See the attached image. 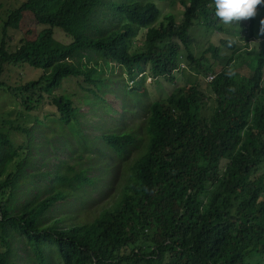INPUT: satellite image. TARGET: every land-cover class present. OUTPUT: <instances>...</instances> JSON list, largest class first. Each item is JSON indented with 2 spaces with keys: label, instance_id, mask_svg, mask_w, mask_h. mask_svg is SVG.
I'll return each mask as SVG.
<instances>
[{
  "label": "trees",
  "instance_id": "1",
  "mask_svg": "<svg viewBox=\"0 0 264 264\" xmlns=\"http://www.w3.org/2000/svg\"><path fill=\"white\" fill-rule=\"evenodd\" d=\"M179 2L181 19L175 21L168 12L156 26L150 24L159 9L151 0H22L8 10L2 33L17 26L24 10L45 25L12 50L0 40V74L6 62L41 69L19 84L0 80V88L17 96L25 109L36 107L42 94L66 76H81L97 96L96 89L107 90L115 79L103 73L109 60L133 82L125 85L124 76L116 74L124 98L130 93L139 98L144 89L134 92L132 86L142 87L143 63L149 64L150 75L171 81L179 42L191 69L212 77L203 85L197 80L176 85L163 99L150 101L135 130L100 134L114 151L136 143L139 150L120 191L84 221L64 223L62 214L48 215L51 203L64 199L68 188L86 184L89 175L83 170L55 173L44 195L33 194L14 205L22 164L17 162L15 171L8 168L19 146L0 129V188L8 190L0 199V264H19L9 245L14 235L30 246L36 264H48L44 249L50 245L62 264H264V57L257 55L245 78L237 73L229 78L225 73L233 54L223 58L218 70L203 60L206 52L216 54L217 46L193 56L186 40L193 19L201 17L205 25L216 27L219 20L213 0ZM252 23L249 19L248 27ZM140 26H146L145 48L130 52ZM52 27L67 33L70 41L55 39ZM221 41L234 48L232 41ZM206 84L214 94L207 118L198 115ZM52 100L62 120L78 124V106L67 94ZM137 131L147 137L144 143Z\"/></svg>",
  "mask_w": 264,
  "mask_h": 264
},
{
  "label": "rangeland",
  "instance_id": "2",
  "mask_svg": "<svg viewBox=\"0 0 264 264\" xmlns=\"http://www.w3.org/2000/svg\"><path fill=\"white\" fill-rule=\"evenodd\" d=\"M22 0H0V40L3 38L7 50L15 48L20 40L32 38L45 26L36 22L32 14L24 10L16 27L7 26L2 33L3 20L9 9L14 8ZM159 9L158 15L150 25H158L163 15L170 12L175 21L181 19L182 5L179 0H151ZM98 12V11H97ZM99 14V12H98ZM100 15V14H99ZM264 19V7L258 9L251 27L249 20L239 25H224L219 27L205 25L201 17L193 19L188 28L187 46L193 56H198L207 46H217L216 54L206 52L203 60L215 69H220L223 58L233 54L228 65H232L238 77L248 76L256 61L262 54L264 57V32L260 21ZM245 25V26H244ZM146 26H140L131 38L128 50L141 51L145 48L143 33ZM52 35L61 42L70 41L71 37L58 27H52ZM230 40L234 48L227 47L221 40ZM166 40V39H164ZM178 41V40H177ZM157 43V42H156ZM179 59L177 67L172 70V80L168 81L160 75L152 76L149 64L143 63L144 72L137 73L133 80L144 76L141 86H132L134 92L141 91L139 98L132 93L126 98L122 95V83L116 74L124 76L125 85H131L124 69L115 61L109 60L104 65V76H114L107 90L96 89L97 96L89 91L92 87L82 80L81 76H66L59 86L52 88L50 93H43L41 101L33 109H25L17 96H13L0 88V129L7 132L9 139L18 144V154L9 165V170H16V163L21 162L23 174L13 191L14 205L17 207L33 194L44 195L50 186V179L55 173L72 175L81 170L89 175L86 184L74 185L62 200H55L48 215L62 214L65 222L84 221L92 218L101 205L110 203L120 191L130 165L138 154L139 145L131 144L125 150L114 151L101 138L100 134L107 131H121L129 128L134 130L144 122L148 112V103L163 99L172 87L188 85L198 81L205 84L212 75L195 72L183 58L185 51L179 42ZM41 69L25 62L4 63L0 80L7 84H19L35 78ZM133 72V71H132ZM260 83H264V66ZM206 97L200 102L198 115L208 117L214 106V94L207 87ZM129 92V91H128ZM58 94H67L72 105L78 106L76 117L78 124L65 122L59 117L52 98ZM58 116V117H57ZM17 125V126H15ZM142 143L147 137L142 131ZM2 176H0V180ZM68 187V183L64 184ZM7 188H0V199L7 196ZM14 258L19 264H36L30 246L21 236L14 235L9 240ZM4 246L0 242V249ZM48 264H62L61 259L50 245L45 246Z\"/></svg>",
  "mask_w": 264,
  "mask_h": 264
},
{
  "label": "clouds",
  "instance_id": "3",
  "mask_svg": "<svg viewBox=\"0 0 264 264\" xmlns=\"http://www.w3.org/2000/svg\"><path fill=\"white\" fill-rule=\"evenodd\" d=\"M213 4L216 18L222 24L230 26L233 24L239 25L242 21L255 18L258 14V9L264 6V0H213ZM260 23L262 26L261 31L264 32V19ZM225 74L232 78L236 76V70L230 64ZM228 91L234 92L235 89L229 88Z\"/></svg>",
  "mask_w": 264,
  "mask_h": 264
}]
</instances>
